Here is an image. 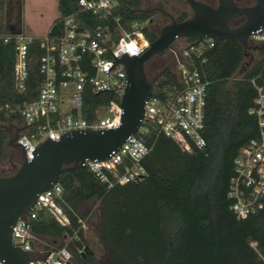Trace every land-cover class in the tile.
I'll return each instance as SVG.
<instances>
[{
  "label": "trees",
  "instance_id": "16d2710c",
  "mask_svg": "<svg viewBox=\"0 0 264 264\" xmlns=\"http://www.w3.org/2000/svg\"><path fill=\"white\" fill-rule=\"evenodd\" d=\"M143 1L120 0L118 14L124 28L134 21H148L147 15L138 12ZM233 1L241 8L250 6L247 0L242 4ZM56 2L59 17L50 35L58 34L61 18L76 10L75 0ZM188 19L182 13L175 21ZM243 23L237 19L231 29ZM141 32L148 44L159 34L148 27ZM194 41L187 40L189 44ZM254 44L249 49L255 50L258 59L240 73L247 53L234 41H214L212 48L191 53L188 58L192 69L207 83L200 133L204 147L191 145L187 152L171 139L150 135L145 138L150 151L141 161L146 173L143 180L110 189L78 164L64 167L58 179L61 194L55 204L68 225L63 227L49 211L41 209L30 221L31 233L52 250L66 246L78 264H94L81 228L89 214L82 209L91 203L97 205L96 232L103 259L98 264H263L264 209L238 220L227 196L238 151L259 134L256 117L249 110L257 90L264 93V43ZM40 56L38 43L31 44L26 91L19 95L13 80L15 44L0 45V166L9 157V129L23 123L19 110L37 98L42 82ZM152 81V94L161 100L180 89L170 69H163ZM108 101V94L85 91L82 115L90 119V113ZM13 174L0 171V178ZM251 242L257 244L256 250L250 247Z\"/></svg>",
  "mask_w": 264,
  "mask_h": 264
},
{
  "label": "built area",
  "instance_id": "2783aa9c",
  "mask_svg": "<svg viewBox=\"0 0 264 264\" xmlns=\"http://www.w3.org/2000/svg\"><path fill=\"white\" fill-rule=\"evenodd\" d=\"M75 12L63 16L60 31L42 38L23 35H0V45L15 44L13 68L14 87L17 94L26 91L29 46L38 43L41 52L38 72L42 78L37 98L20 110L23 123L15 130L16 144L21 162L32 150L49 139H59L65 133L77 130H109L120 124L121 102L125 70L115 65L122 55L138 56L149 45L136 21L124 28L118 14L120 0H75ZM176 40L166 51L174 59V74L180 89L171 97L159 99L153 94L147 100L141 125L135 135L126 140L104 161H85L83 168L106 185H126L143 180L146 173L141 161L150 148L145 138L165 137L190 152L191 145H205L200 133L203 130L206 87L197 70L188 62L191 53L212 48L214 41H194L186 47H176ZM249 43H264V26L259 34H251ZM106 49V50H105ZM85 91L108 94L109 101L98 105L90 119L82 115ZM103 111L106 117H103ZM249 114L256 117L258 138L242 147L233 161V176L229 181L227 196L238 220H245L264 209V93L257 90L254 106ZM24 153V157H23ZM61 188L54 186L38 195L33 210L14 224L11 238L15 247L29 255L28 264H74L66 246L57 250L47 247L36 249L41 241L31 233L30 221L36 219L37 210L49 211L63 227L68 220L55 204ZM84 230V223L81 222ZM250 247L256 250L257 244ZM264 264V258L261 257Z\"/></svg>",
  "mask_w": 264,
  "mask_h": 264
},
{
  "label": "water",
  "instance_id": "95a60500",
  "mask_svg": "<svg viewBox=\"0 0 264 264\" xmlns=\"http://www.w3.org/2000/svg\"><path fill=\"white\" fill-rule=\"evenodd\" d=\"M192 16L176 22L169 16L170 24L161 28L157 39L138 56L122 55L117 64L124 67V92L119 104L120 124L109 130H77L65 133L59 139H49L36 146L28 158L21 162L10 177L0 178V264H28L29 255L12 243V230L17 220L30 213L38 195L58 184L61 170L73 164L83 168L85 161H104L135 135L143 119L147 100L153 91V81L146 77L144 66L165 52L176 40L234 41L246 54L249 36L259 34L264 26V0H255L253 6L238 7L233 0H218L215 8L198 0H186ZM244 23L235 29L229 27L234 20ZM17 133L9 144L18 148ZM24 157V153H23Z\"/></svg>",
  "mask_w": 264,
  "mask_h": 264
},
{
  "label": "rangeland",
  "instance_id": "374dc122",
  "mask_svg": "<svg viewBox=\"0 0 264 264\" xmlns=\"http://www.w3.org/2000/svg\"><path fill=\"white\" fill-rule=\"evenodd\" d=\"M198 1L211 6L217 5V0ZM237 1L242 4L246 0ZM247 1L250 2V6H253L255 3V0ZM158 10L172 16L173 19H177L182 13H186L189 18L192 16V12L186 4V0H144L138 12L147 16L152 15L151 18L154 23L158 24V27L155 28L154 25L150 24V18L148 21L146 20L144 23H140V26L148 27L158 34L161 28L170 24V20L163 18L162 15L158 13ZM58 17L59 13L57 11L56 0H0V28L4 27L6 24L12 30H20L25 37L44 38L49 32V28L52 26L53 21ZM178 41L179 42L175 44L176 47L180 48L189 45L187 40ZM255 45L254 43H249V47ZM257 59L255 50L249 49L239 73L244 70L250 62L256 61ZM163 69H170L172 72H174L175 69L174 59L167 51L147 62L144 67L146 77L149 81L156 78ZM103 117H106L105 111H103ZM9 132V141H11L15 136V130L9 129ZM8 148V160L5 164L0 166L2 174L9 172L15 173L19 168L17 164L21 160V153L17 148H13L10 144ZM96 209L97 205L91 203L82 209V212L89 211V214L82 222L85 226L83 230L85 240L89 245L94 264L103 262L99 250L100 239L96 232ZM35 247L36 249H43L44 245L41 242L35 244ZM74 264L78 263L74 262Z\"/></svg>",
  "mask_w": 264,
  "mask_h": 264
},
{
  "label": "crops",
  "instance_id": "0c3cea01",
  "mask_svg": "<svg viewBox=\"0 0 264 264\" xmlns=\"http://www.w3.org/2000/svg\"><path fill=\"white\" fill-rule=\"evenodd\" d=\"M55 21V20H54ZM53 21V22H54ZM53 24V23H52ZM51 28V26H50ZM49 28V30H50ZM23 35L22 32L20 30H12L10 29L6 24L4 27L0 28V35ZM24 36V35H23ZM35 38V37H33ZM14 148V147H13Z\"/></svg>",
  "mask_w": 264,
  "mask_h": 264
},
{
  "label": "flooded vegetation",
  "instance_id": "af4514ba",
  "mask_svg": "<svg viewBox=\"0 0 264 264\" xmlns=\"http://www.w3.org/2000/svg\"><path fill=\"white\" fill-rule=\"evenodd\" d=\"M234 2V1H233ZM217 4H218V0H217ZM209 6H211V5H209ZM217 6V5H216ZM216 6H211V7H213V8H215ZM250 7V6H249ZM158 13L160 14V15H162V17L163 18H167V19H169L170 20V18H169V16L170 15H167V14H165L164 12H162L161 10H158ZM152 16V15H151ZM151 16H148L149 18V20H150V24L151 25H154V27L155 28H157L158 27V24L157 23H154V21H153V19L151 18ZM239 19H243V18H239ZM175 20V19H174ZM237 20V19H236ZM244 20V19H243ZM235 21V20H234ZM170 22H171V20H170ZM229 27L231 28V23H230V25H229ZM161 30V29H160ZM160 30H159V32H160ZM145 67V66H144Z\"/></svg>",
  "mask_w": 264,
  "mask_h": 264
}]
</instances>
